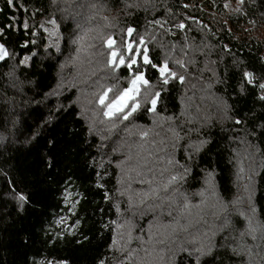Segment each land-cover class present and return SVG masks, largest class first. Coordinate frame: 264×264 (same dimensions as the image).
<instances>
[{
  "label": "trees",
  "instance_id": "trees-1",
  "mask_svg": "<svg viewBox=\"0 0 264 264\" xmlns=\"http://www.w3.org/2000/svg\"><path fill=\"white\" fill-rule=\"evenodd\" d=\"M129 42L185 80L112 129ZM0 47V264H264V0H0Z\"/></svg>",
  "mask_w": 264,
  "mask_h": 264
},
{
  "label": "snow or ice",
  "instance_id": "snow-or-ice-1",
  "mask_svg": "<svg viewBox=\"0 0 264 264\" xmlns=\"http://www.w3.org/2000/svg\"><path fill=\"white\" fill-rule=\"evenodd\" d=\"M9 4H14V0H9ZM155 23H159V21H155ZM179 29H185L186 25L183 21H181L178 25H176ZM24 28H28L27 22L24 24ZM133 28L129 27L127 29V34L129 37L135 39V36L133 35ZM138 35V33H137ZM144 38L140 37L138 40L139 44H144ZM73 43H78V41H73ZM115 43V40L109 39L107 41L108 47L111 48L112 45ZM127 50L131 52H135L138 55L142 56V63H138V60L134 56H129V63L126 64L127 70H134V76L130 81V86H123L121 87L120 84V77H114L115 83H113L111 86L104 88L103 85L100 86V92L97 96V93H92L93 99H90L88 101L89 104L92 105H98L99 108L96 109L99 112L103 113V116L108 118L109 120L113 121L112 123V129H117L119 125L116 123V121H130V118L134 116L135 113L140 111L141 113H151L157 110V104L158 99H162V93L160 91L152 92L149 88V80L145 79L144 73L142 71L143 68L147 67L149 69V72L158 70V75L161 79L162 85H169L170 80L174 83L176 80H179L181 83L184 82L185 76L184 75H178L176 70H173L169 63H163L160 65V61L155 59L154 54L150 52L148 49H141V48H133L132 43H127ZM8 56V53L0 49V60L5 59V57ZM150 56L153 58L150 59ZM113 59L116 58V53H112ZM120 65H125V59L124 56L121 55L119 57ZM179 63V62H178ZM120 65H115V67H119ZM135 66V68H134ZM109 67H113V64L111 61H109ZM180 67L182 68L183 65L180 64ZM244 77H248L249 73L244 72ZM261 79H264L262 77ZM143 84L145 88L144 92V102H142L137 99L141 95V90L139 85ZM210 87V86H209ZM258 87L262 90H264V83H258ZM262 100H264V96L261 97ZM131 102V103H130ZM103 123V121H101ZM236 124L242 123L241 121L237 120L235 122ZM126 127V125H125ZM191 131V130H189ZM242 142H244V138H239ZM182 147V145H180ZM259 151V149H257ZM189 159H191V155L189 156ZM243 169H240V172H242ZM255 171V169H253ZM188 169L184 168V173L187 174ZM209 176L212 175V173L208 174ZM187 176H172V181H177L178 179H186ZM240 178L238 173V179ZM16 198L18 201L23 203L27 200V197L22 193H17ZM65 199L67 200L68 197L66 196ZM72 207L75 208L76 205L73 203ZM187 207V205H185ZM254 211V209H253ZM65 218H61L60 221L57 222L58 226L63 223ZM229 221L227 219V214L224 217V222L219 226V230L222 231L225 228L229 226ZM165 228L173 227L172 225H164ZM173 231H175V228L173 227ZM227 239V238H226ZM211 247H214V245H211L209 248V252L211 251ZM183 251H187L188 255L191 256L193 253L189 249H183ZM235 251V249H233Z\"/></svg>",
  "mask_w": 264,
  "mask_h": 264
},
{
  "label": "rangeland",
  "instance_id": "rangeland-1",
  "mask_svg": "<svg viewBox=\"0 0 264 264\" xmlns=\"http://www.w3.org/2000/svg\"><path fill=\"white\" fill-rule=\"evenodd\" d=\"M0 49H2V50H3V48H2V47H0ZM0 61H1V60H0ZM142 85H143V84H140V85H139V87H141ZM60 220H61V219H60ZM60 220H59V221H60ZM63 222H64V221H63ZM61 224H62V223H61Z\"/></svg>",
  "mask_w": 264,
  "mask_h": 264
}]
</instances>
